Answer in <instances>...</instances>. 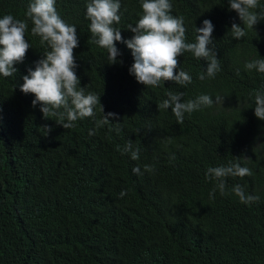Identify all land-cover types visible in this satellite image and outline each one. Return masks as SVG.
<instances>
[{"label":"trees","instance_id":"1","mask_svg":"<svg viewBox=\"0 0 264 264\" xmlns=\"http://www.w3.org/2000/svg\"><path fill=\"white\" fill-rule=\"evenodd\" d=\"M88 2L56 0L55 7L77 29L80 86L117 118L97 127L103 118L98 103L94 117L65 129L58 117L45 119L41 105L33 107L35 96L20 85L45 48L28 21L32 47L12 77L0 76V264H264V120L254 115L252 98L264 92V74L244 68L264 58V20L236 40L231 26L243 25L227 0H170L171 14L184 18L187 42H195L205 19L212 22L221 70L200 80L206 62L186 52L177 59L192 83L151 88L129 74L134 60L126 44L115 42L119 62L108 64L107 51L89 31ZM28 3L0 0V18L25 20ZM120 3L114 27L127 40L140 0ZM168 92L183 93L184 101L201 94L220 100L178 123L170 108H157ZM129 141L140 150L138 160L117 150ZM229 161L253 174L226 177L229 195L217 190L210 198L215 182L205 179L207 168ZM237 184L260 200L241 203L231 193Z\"/></svg>","mask_w":264,"mask_h":264},{"label":"clouds","instance_id":"2","mask_svg":"<svg viewBox=\"0 0 264 264\" xmlns=\"http://www.w3.org/2000/svg\"><path fill=\"white\" fill-rule=\"evenodd\" d=\"M230 11H235L242 22L233 23L231 34L234 39L245 37L247 30H254V25L264 20V5L260 0H227ZM56 0H29L25 13L26 19L20 20L11 14L0 18V76L12 77L17 69L15 64L22 63L27 50L32 47L26 39L28 21H31V34L39 37V43L45 48L42 58L36 62L35 70L29 69L23 76V84L20 91L33 94V107L41 105L40 111L43 117H58L57 124L65 129L76 126L75 122L84 118L95 116V108L99 103L103 118L96 121L97 127H103L117 114L104 113L100 103V97L94 93H85L80 86V79L76 75L77 64L74 57V49L79 46L77 29L74 25L67 24L55 7ZM120 0H89L86 4V19L90 21L89 31L100 48L108 53V64H115L120 56V51L115 42L126 44L131 50L134 63L129 68V74L135 77L137 83L145 87L156 88L166 81H172L177 85L192 83L191 75L180 68L178 57L184 53H191L194 58L206 62V72L199 75L200 80L215 78L221 70L217 53L213 50L212 33L214 25L208 19L203 21L202 27L196 28L195 42L186 41V28L183 17L174 16L170 0H140L141 13L138 22L133 26L129 24L127 30L133 33L130 39L124 40L121 30L114 25L121 21L119 14ZM211 45V47H209ZM179 67V71H174ZM245 70H255L264 74V58L246 62ZM239 75V69L236 72ZM252 96V94H250ZM164 99L157 105L158 110L171 109L178 123H183L185 114H191L202 108L212 107L220 98L207 94H201L194 100H183V93H167ZM254 100V115L264 120V92L257 91L252 97ZM50 132V128H45ZM92 134L91 132L89 133ZM130 153L132 160L139 159V148L133 150L129 141L121 150ZM145 171L153 169L149 165L144 166ZM133 173L140 174L139 167L132 169ZM251 169L241 166L239 162L229 161L226 166L209 167L205 172V179L215 182L209 193L214 197L217 190L221 196L229 195L226 191V177L251 176ZM231 193L239 198L243 204L258 202V195H249L244 188L237 184L231 189ZM126 193L122 191L120 196Z\"/></svg>","mask_w":264,"mask_h":264}]
</instances>
